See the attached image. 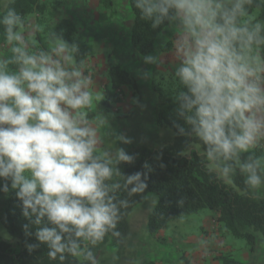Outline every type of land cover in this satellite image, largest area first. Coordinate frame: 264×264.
<instances>
[{
    "label": "clouds",
    "instance_id": "clouds-1",
    "mask_svg": "<svg viewBox=\"0 0 264 264\" xmlns=\"http://www.w3.org/2000/svg\"><path fill=\"white\" fill-rule=\"evenodd\" d=\"M250 2L232 0L230 7L225 0L136 3L145 18L155 17L153 26L170 18V13L181 21L187 40L178 49L181 67L176 74L187 92L180 94L184 101L180 115L194 110L185 119L224 180L234 170L227 162L238 160L240 153L264 139V55L260 54L264 26L237 24L238 17L247 15L244 5ZM0 26L13 53L10 60H0V178L10 179L17 189L25 217L34 215L37 225L46 218L54 225L36 233L48 243L52 258L65 252L83 255L71 236L95 244L119 219L116 197L109 193L120 185L105 183L113 176V160L108 153L94 155L96 130L84 111L93 102L90 81L70 67L75 45L58 40L51 54L30 53L22 31H14L23 28L14 8L0 14ZM10 63L18 64V71H9ZM131 159L117 149L116 163ZM259 166V160L240 165L251 188L261 185ZM139 181L140 173L126 177L125 188L135 184L130 195L145 189ZM85 258L93 260L92 253Z\"/></svg>",
    "mask_w": 264,
    "mask_h": 264
},
{
    "label": "trees",
    "instance_id": "trees-1",
    "mask_svg": "<svg viewBox=\"0 0 264 264\" xmlns=\"http://www.w3.org/2000/svg\"><path fill=\"white\" fill-rule=\"evenodd\" d=\"M128 1L132 14L130 45L133 49L141 56L171 50L173 45L170 42L161 45L159 37L177 18H171L170 13V18H165L161 23L153 26L155 17L145 18L141 9L136 7L137 0ZM231 2L226 5L230 7ZM100 3L101 7L106 9L113 4L112 0H101ZM68 4V1L59 0H6L0 1V14L6 12L8 8H14L23 20V27L27 24L28 17L36 15L37 25L32 42L27 46L28 51L33 54L41 51L51 53L57 41L63 40L70 46H76V51L72 53L74 64L76 68H81L95 52L90 44L77 39L76 24L65 16L64 9ZM244 8L247 15L238 17V25L247 23L251 27L259 23L264 26V0H251L250 3H245ZM254 11L258 12L257 17L249 20L248 16ZM261 34L264 35V30ZM6 43H8L6 33L3 26H0V45ZM11 48L12 45L9 44L0 60L12 58ZM260 54L264 55V45L260 47ZM18 69L19 65L16 63L8 65L9 71H18ZM107 78L109 86L106 87L104 100L100 103L102 109H109L121 102L123 87L137 90L135 80L119 64L108 66ZM175 87V92L167 94L158 90L155 104V126L157 129L173 132L172 141L159 149L141 145L125 151V155L132 157L131 161H120L113 169L111 180L105 181L108 185H120L114 192L109 193L115 195L116 200L113 202L119 209L116 227L110 229L103 239L95 244L72 235L71 238L80 245L83 255L73 256L65 252L57 253L56 257L52 258L49 255L51 249L48 243L41 242L36 233L38 229L51 228L54 225L46 218L37 225L34 223L36 219L34 215L25 217L23 202L16 195L17 189L10 187L3 200V225L20 247L17 251L0 237V264H93V260L96 263L103 245L116 247L122 245L128 231V214L149 193L155 194L157 198L147 219V231L150 236L167 228L168 224L178 216H191L203 210H210L214 212L215 222L222 230L235 238L244 239L249 252L254 251L256 234L264 236V196L255 195L253 188L245 183L246 179L240 165L259 160L260 166L256 171L264 172L262 166L264 149L256 144L248 152L240 153L238 160L228 161L227 163L231 164L234 170L228 179L232 185L226 184L225 180L219 177L215 165L208 161L206 146L185 119L187 115H194V110L191 112L185 110V116L180 115L181 105L184 103L180 99V94L187 92V88L181 83L178 75ZM220 163L224 162L220 161ZM136 173H140L139 182L146 187L142 192L130 195L135 184H129L125 188L126 177ZM121 201L125 204H121ZM69 235L64 234L66 238ZM88 252L92 253L93 260L85 258ZM217 259L220 264H243L230 254L221 255ZM144 264L155 263L150 260Z\"/></svg>",
    "mask_w": 264,
    "mask_h": 264
},
{
    "label": "rangeland",
    "instance_id": "rangeland-1",
    "mask_svg": "<svg viewBox=\"0 0 264 264\" xmlns=\"http://www.w3.org/2000/svg\"><path fill=\"white\" fill-rule=\"evenodd\" d=\"M59 1L69 2L64 9L65 16L76 24L77 39L90 44L95 52L83 67L77 68L90 81L88 87L93 102L84 111L87 112L89 124L96 130L98 143L94 153L101 157L108 153L113 160L110 167L114 169L119 164L115 162L117 149L125 152L141 145L159 149L172 141L173 132L155 126V104L158 90L165 94L175 92L176 73L181 67L178 49L187 40L181 21L177 18L159 37L161 45L168 42L173 45L171 50L141 56L130 45L132 14L128 0H112L109 9L101 7V0ZM231 1L225 0V3ZM257 15L258 12L254 11L248 19L252 20ZM36 25V15H31L27 24L19 29L27 46L32 42ZM8 46V43L0 45V59ZM147 57H152V60H147ZM110 64H119L126 69L135 80L137 90L123 87L121 102L109 109H102L100 103L109 86L107 69ZM70 67H75V64ZM257 144L264 149V139ZM262 166L264 169V159ZM243 173L246 179L247 173ZM257 174L262 182L259 187L253 188V192L257 196H264V172ZM225 183L232 185L228 179ZM5 185L9 190L11 180L0 178V237L18 251L20 246L17 240L6 232L3 225V200L8 191H4ZM156 200V195L149 193L131 209L127 217L128 231L122 245H103L95 264H144L150 260L155 264H220L217 258L226 254L243 264H264V236L256 234L254 251L249 252L246 241L222 230L215 222L214 212L210 210L191 216H178L167 228L150 236L147 219Z\"/></svg>",
    "mask_w": 264,
    "mask_h": 264
}]
</instances>
